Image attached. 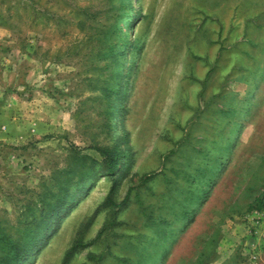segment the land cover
Instances as JSON below:
<instances>
[{
    "label": "rangeland",
    "instance_id": "obj_1",
    "mask_svg": "<svg viewBox=\"0 0 264 264\" xmlns=\"http://www.w3.org/2000/svg\"><path fill=\"white\" fill-rule=\"evenodd\" d=\"M45 6L0 0V264H261L264 0H110L101 55Z\"/></svg>",
    "mask_w": 264,
    "mask_h": 264
},
{
    "label": "trees",
    "instance_id": "obj_2",
    "mask_svg": "<svg viewBox=\"0 0 264 264\" xmlns=\"http://www.w3.org/2000/svg\"><path fill=\"white\" fill-rule=\"evenodd\" d=\"M36 3V1H34ZM84 5H81V3ZM109 2L110 0H46V6L44 9H33L35 19L38 20L39 18H44L45 22H47V28H55L58 32H61L62 26L67 28L72 27L73 29H77L79 34H83L85 38H87V42L90 43L91 41L96 42L99 45L98 54L105 50L107 46H105L104 38H107L108 31H105L104 23L108 20L109 17ZM53 26V27H52ZM67 30V29H66ZM64 31L62 34L69 36L71 35V31ZM77 34V33H76ZM78 34V35H79ZM104 36V38L102 37ZM109 46V45H108ZM90 54H94L93 49L90 51ZM91 149L96 150L100 157H101V171H95L94 168L88 167V170L82 172V179L80 180L81 188L80 191L85 190L87 185L95 180L98 175L107 176L111 178L113 183L112 191L119 186L121 180L115 177L116 171L118 170L119 164L121 163L122 159H127V155L119 151L117 147L108 148V147H90ZM75 153L83 152V149H79L78 147H74ZM83 156V155H81ZM81 162L85 163L86 157H80ZM151 176L143 175L139 178L138 174L132 176L131 181L132 183L141 184L145 183L146 180H150ZM70 180V179H69ZM132 188L129 189L128 194L125 197V200L120 205H117L113 199L111 198V194L106 199L103 207L110 206H123L125 202L128 200V196ZM69 197L65 195L63 197L61 207L56 209V218L59 216L63 209L69 204ZM262 205L260 206V208ZM54 210V209H53ZM55 214V213H54ZM98 211L94 214L92 220L97 216ZM56 218H52L50 221L46 222L42 230L39 234L35 237V241L37 243V239L43 237L45 233H48L51 230L52 225L56 221ZM72 250H69L67 256L65 258V264L69 255L72 253ZM30 252H33L30 251ZM26 254H29V251L24 252L21 255H18V262L17 264H24L22 261V257Z\"/></svg>",
    "mask_w": 264,
    "mask_h": 264
},
{
    "label": "crops",
    "instance_id": "obj_3",
    "mask_svg": "<svg viewBox=\"0 0 264 264\" xmlns=\"http://www.w3.org/2000/svg\"><path fill=\"white\" fill-rule=\"evenodd\" d=\"M260 216L264 217V210L260 213ZM260 227L261 228H259L258 237L260 239H262V238L264 239V221H262V225ZM261 264H264V260L263 259H262Z\"/></svg>",
    "mask_w": 264,
    "mask_h": 264
}]
</instances>
